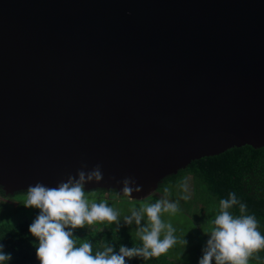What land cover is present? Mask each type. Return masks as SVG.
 Here are the masks:
<instances>
[{"label":"water","instance_id":"water-1","mask_svg":"<svg viewBox=\"0 0 264 264\" xmlns=\"http://www.w3.org/2000/svg\"><path fill=\"white\" fill-rule=\"evenodd\" d=\"M243 146L264 147V0H0L5 196L99 164L86 192L132 177L142 200Z\"/></svg>","mask_w":264,"mask_h":264},{"label":"clouds","instance_id":"clouds-1","mask_svg":"<svg viewBox=\"0 0 264 264\" xmlns=\"http://www.w3.org/2000/svg\"><path fill=\"white\" fill-rule=\"evenodd\" d=\"M86 165L69 174L66 180L56 186L36 182L28 186L26 199L22 205L38 211L28 225V234L36 241L35 255L38 264H130L133 258L147 260L165 253L176 242V229L172 223L162 219V214L173 215L179 210V200L168 198L169 189L164 196L134 204L129 214L120 217L119 212L105 199L90 200L85 195L86 185L101 181L103 173L99 164L90 170ZM121 184L120 194L132 197L139 192L132 177L117 181ZM135 185V187H134ZM179 198L189 200L191 190L187 178L177 185ZM238 206V214L233 211ZM124 225L135 226V241L132 246L106 243L102 250L93 254L91 241L82 240L77 246L76 229L95 222L115 224L112 231L118 233ZM258 220L248 212L245 202L238 199L235 192L219 200V210L203 229L206 240L201 247L197 264H249L250 258L261 259L255 255L264 250V233L258 229ZM87 230V229H86ZM183 243L188 246V240ZM12 254L4 250L0 243V264H9Z\"/></svg>","mask_w":264,"mask_h":264},{"label":"trees","instance_id":"trees-1","mask_svg":"<svg viewBox=\"0 0 264 264\" xmlns=\"http://www.w3.org/2000/svg\"><path fill=\"white\" fill-rule=\"evenodd\" d=\"M184 178L188 179L189 185L195 189L196 194L218 203L221 198H227L230 191L235 192L238 199L247 204L248 212L255 214L258 229L264 233V147L232 148L220 155L196 160L186 169L179 171L177 175L167 177L157 191H162L163 185L175 189ZM95 191L118 196L116 191ZM21 194H26V191L15 195ZM0 195L5 196L1 188ZM233 211L238 214V206H235ZM29 224L28 222L0 223V243H3L6 252L12 254L9 264H38L35 255L36 241L28 234ZM76 235L77 246L82 240L91 241L93 254L98 249L102 250L106 243L115 244L117 249L121 243L128 246L133 244L127 234L115 233L110 229L96 228ZM255 255H259L261 259L250 258L251 263L264 264V250H260ZM130 264L178 263L160 254L147 260L133 258Z\"/></svg>","mask_w":264,"mask_h":264},{"label":"rangeland","instance_id":"rangeland-1","mask_svg":"<svg viewBox=\"0 0 264 264\" xmlns=\"http://www.w3.org/2000/svg\"><path fill=\"white\" fill-rule=\"evenodd\" d=\"M190 186V185H189ZM169 189L168 198L172 200H179V210L173 214H162V219L172 223L176 229L174 235L176 242L162 255L178 264H197L198 257L201 255V247L206 240V235L203 229L209 227V222L214 214L219 210V203L212 199H206L195 193V189L190 186L191 197L185 201L179 198L178 188L163 185L162 191H156L149 197L142 200H132L128 197H118L115 195H108L102 192L93 191L85 192V195L90 200H97L103 198L111 204L122 217L129 214V209L134 204H139L144 201L155 200L164 196V189ZM26 199V194L15 195L11 197L0 195V223H31L36 215L37 209L25 208L22 203ZM115 227V224L108 225L106 223L95 222L93 225H85V229H76V234L92 229H110ZM87 229V230H86ZM119 232L127 234L132 242L138 245L139 240L135 237V226L124 225L121 220V227ZM184 239L188 240V246L183 243ZM249 264H252L249 260Z\"/></svg>","mask_w":264,"mask_h":264}]
</instances>
